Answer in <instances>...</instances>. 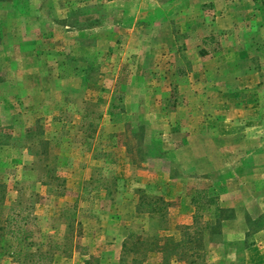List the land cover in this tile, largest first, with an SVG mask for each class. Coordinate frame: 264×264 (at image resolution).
Here are the masks:
<instances>
[{
  "label": "rangeland",
  "instance_id": "374dc122",
  "mask_svg": "<svg viewBox=\"0 0 264 264\" xmlns=\"http://www.w3.org/2000/svg\"><path fill=\"white\" fill-rule=\"evenodd\" d=\"M0 203V264H264V0L0 1Z\"/></svg>",
  "mask_w": 264,
  "mask_h": 264
},
{
  "label": "trees",
  "instance_id": "16d2710c",
  "mask_svg": "<svg viewBox=\"0 0 264 264\" xmlns=\"http://www.w3.org/2000/svg\"><path fill=\"white\" fill-rule=\"evenodd\" d=\"M3 1V0H0ZM140 200L137 206V209L140 211L143 207L146 206L147 212H154L153 201L146 203L144 200L147 198V195L143 193L140 195ZM152 199V198H151ZM151 199L149 201H151ZM155 200H162V198H155ZM1 204V203H0ZM190 204L195 207L196 210L200 208L210 209L214 208V212H220L221 207L217 205L216 198L210 194L207 189H195L190 195ZM13 208L11 207V210ZM22 209H19L17 214H8L6 218L0 215V250L1 255L6 254L10 255L13 251L20 246L23 242H26L30 233L22 232V227L20 225L19 217ZM197 217V216H196ZM14 223L11 227L10 224ZM210 227V224H207L206 227ZM205 227V228H206ZM202 227H193L191 225H184L180 227L179 233L180 237L175 238L174 235H168L165 237V243L163 246V259L166 264L167 258L170 256H180L186 257L188 259V264H197L200 259H202V254L200 253L203 250L202 246V236H203ZM21 233L23 235H21ZM13 240L16 242L15 245L9 242ZM8 244V245H7ZM135 255H138V251L133 250ZM145 257V254H143ZM143 258L133 257L134 263H141Z\"/></svg>",
  "mask_w": 264,
  "mask_h": 264
}]
</instances>
